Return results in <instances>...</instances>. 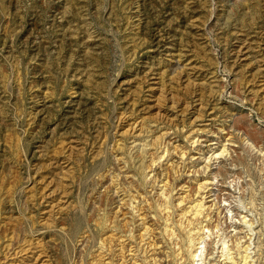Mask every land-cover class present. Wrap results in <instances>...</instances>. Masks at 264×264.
<instances>
[{"label":"rangeland","instance_id":"obj_1","mask_svg":"<svg viewBox=\"0 0 264 264\" xmlns=\"http://www.w3.org/2000/svg\"><path fill=\"white\" fill-rule=\"evenodd\" d=\"M229 248L264 264V0H0V264Z\"/></svg>","mask_w":264,"mask_h":264},{"label":"bare ground","instance_id":"obj_2","mask_svg":"<svg viewBox=\"0 0 264 264\" xmlns=\"http://www.w3.org/2000/svg\"><path fill=\"white\" fill-rule=\"evenodd\" d=\"M194 145V144H193ZM205 183V182H204ZM200 186H202V185H200ZM207 187V186H206ZM201 189V188H200ZM206 189V188H205ZM203 201V200H202ZM213 202V201H212ZM197 206V205H196ZM182 216V215H181ZM181 218V217H180ZM196 218V217H195ZM190 221V220H189ZM189 221H188V223H189ZM184 223V222H183ZM190 223H192V222H190ZM191 225V224H190ZM188 226V225H187ZM186 229H187V227H186ZM185 229V230H186ZM189 230V229H188ZM191 232H192V230H191ZM196 232V231H195ZM183 233V232H182ZM187 233H189V231L187 232ZM196 235V234H195ZM204 235V234H203ZM234 235V234H233ZM232 237V236H231ZM243 238V237H242ZM241 237H238L237 236V234L236 235H234L233 237H232V239H233V242L235 241V242H237V247H238V249H240V243H241V239H242ZM176 240V242H175V246L177 247L178 246V250H180L182 247H183V240L181 239V240H178V239H175ZM178 240V241H177ZM192 242V241H191ZM246 242V241H245ZM242 244V243H241ZM233 245V244H232ZM244 247V246H243ZM175 249V248H174ZM228 249V248H227ZM230 248H229V254L227 253V256L221 261V263H218V264H235V262H234V258H233V256H232V253H230ZM192 253V252H191ZM179 254V253H178ZM161 255V254H160ZM225 255V254H224ZM130 256V255H129ZM133 256V255H132ZM193 257H195V256H193ZM244 258H245V262L248 260V256L247 255H245V256H243ZM243 258V259H244ZM249 262V261H248ZM237 263V262H236Z\"/></svg>","mask_w":264,"mask_h":264}]
</instances>
